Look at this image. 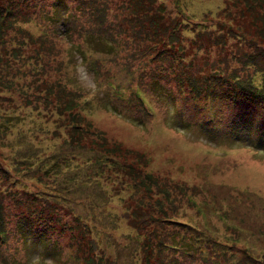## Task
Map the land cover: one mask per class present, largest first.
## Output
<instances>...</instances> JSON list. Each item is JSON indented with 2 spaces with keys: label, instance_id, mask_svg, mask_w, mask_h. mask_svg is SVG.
<instances>
[{
  "label": "trees",
  "instance_id": "16d2710c",
  "mask_svg": "<svg viewBox=\"0 0 264 264\" xmlns=\"http://www.w3.org/2000/svg\"><path fill=\"white\" fill-rule=\"evenodd\" d=\"M50 2L0 1V94L7 101L12 100L11 94H15L19 88L13 81V72L28 75V62L37 63L33 69H42L43 76L49 79L42 93V98L48 103L44 111L52 115V106L56 107L57 102L68 118L67 130L72 132L68 142L75 144L82 137H87L91 139L97 153L94 159L86 161L89 164L86 166L87 171L92 174L85 173L83 180L80 179V169L67 172V176L61 178L59 175L63 164L66 167L69 165L67 159L62 164L57 154L40 159L37 165L39 181L53 193L62 188L67 192L70 189L74 191V186L87 180V183L94 181L92 183L95 186H102L105 192L111 190L117 195L127 194V197H123L127 209L124 215L129 218L132 229L141 239L137 252L140 264H264V241L257 244L251 239L255 235L259 239L263 238L264 228L255 227L248 221H236L227 211L212 210L207 203L218 202L216 196L220 194L216 190L225 186L229 187L227 192L234 197L236 204L244 205L250 213H258L264 211V192L230 185L229 181L223 182V175H220L219 181L202 180L203 184L191 185L184 180H176L172 175L167 177L153 171V164L158 162V156L166 148L161 146L162 140L172 137L165 134L164 129L174 128L168 126L164 118L161 124L156 123V116L150 115V105L146 100L151 99L158 106L150 89L138 82L134 86L133 97L129 98L120 80L109 70H104L101 60L94 58L95 55H104L103 61H108V58L116 61L121 58L123 51L133 47V52L127 55L130 62L136 60L133 54L148 58L146 62L151 63L154 85L160 86V83L168 81L175 83L178 88L177 101L194 106L191 114L186 113V109L179 110L180 118H188L185 119V126L192 128V122L199 121L203 123L204 133L211 137H214L211 131H219L226 137L231 135L236 142H243L234 148L223 144L217 148L198 144L195 151L203 154V160L210 161L206 172L213 178L215 172H220L221 161L235 159L245 153L255 159L258 154L264 153V0H233V3L230 2L231 8H228L229 1H226L225 7L216 16L209 17L206 13L201 16V21H194L199 31L190 43L200 54L203 52L197 60L185 56L186 50L182 44L184 33L178 29L176 22L172 19V24L167 26L159 17L164 12L151 13L156 0ZM57 2L63 3L68 9L57 19L62 18L63 24L67 26L63 34L72 39L74 35H79L88 45L78 46L73 39L74 43L67 47V57L73 53L70 52L73 46L84 59L90 60L89 65L94 66L98 78L106 80L105 86L115 100L114 105L132 116L133 108L136 109L134 111L138 114L139 123L148 133L155 132L157 137L147 138L144 149L126 148L119 141L110 140L106 132L84 113H87L85 108L90 95L74 88L70 80L65 78L69 87L60 79V73H56L55 80L50 79L55 68L61 64L62 73L68 64V60L58 58V43L63 34L58 33V21L52 19L50 11L51 7H58ZM70 2L75 4L73 11L68 5ZM179 5L176 7L181 9ZM109 10L113 13L112 20L108 17ZM78 12L87 14L89 23L80 18ZM36 17L48 19L37 32L19 27L18 24L30 23ZM94 41L104 43L98 42L99 47L96 48ZM121 64L124 68V62ZM227 115H230L228 119ZM191 117L198 119L191 121ZM12 119L16 121L17 117L0 115V141L4 135L6 138L8 132L5 131L12 126ZM238 133H242V136L234 135ZM76 145L79 148L86 146L81 143ZM185 150L191 152L194 147L181 148V151ZM34 157L21 154L20 158L24 161L16 162V166H34ZM179 168L180 165H175L176 170ZM0 169L9 174L6 172L8 167L1 162ZM35 187L32 185L31 189ZM0 189L10 192L9 187L4 189L0 185ZM3 200L0 194V257L5 258L10 253L5 239L22 234L13 223L8 225L4 221L6 211ZM11 203L14 207L13 218L19 222L26 235L34 229L35 236L49 240L55 228L70 230L78 227L77 224L71 228L66 223V214L60 213L47 191L38 196L27 195L26 191L11 200ZM184 205L194 209L195 218L183 220L180 217ZM70 211L74 214V211ZM75 219L77 222L73 226L78 223L80 216ZM234 244L241 246L237 247L238 252L244 255L241 260L232 262V254L228 252L236 250L235 246L230 248Z\"/></svg>",
  "mask_w": 264,
  "mask_h": 264
},
{
  "label": "rangeland",
  "instance_id": "374dc122",
  "mask_svg": "<svg viewBox=\"0 0 264 264\" xmlns=\"http://www.w3.org/2000/svg\"><path fill=\"white\" fill-rule=\"evenodd\" d=\"M175 1L177 0H156L151 13L164 12L159 17L167 26L172 24L173 19L179 26L178 29L184 33L182 44L186 50L187 59H200L203 52L200 54V51L195 50L190 43L199 31L194 21H201V16L206 13L209 17L216 16L225 7L226 1H229L228 8H231L230 2L233 3V0H178V3ZM180 1L181 6L179 5ZM50 3L53 4L54 0H51ZM57 4L58 7L50 8L54 20L62 17L65 10H68L62 5L63 3L57 2ZM68 5L73 11L74 2H70ZM177 5L181 9H178ZM114 10L115 8H113ZM225 14L228 15L229 12H225ZM78 16L86 22L88 21L87 14L78 12ZM108 17L112 20V10L108 11ZM46 21L48 22L47 18L36 17L30 23L18 25L23 30L37 32L41 28L40 26L47 23ZM57 21V31L63 34V30L67 29V26L63 24L62 18ZM73 39L78 46H88L83 37L79 35H74ZM73 39L66 38L65 34L60 36L58 58H61L62 61L68 60V64L62 73L61 64L60 67L55 68L50 74V79L55 80L56 73H60V79L69 87L72 85L90 95L89 97L93 101L88 102L85 108L87 113H84L89 115V118L102 131L106 132L110 140L119 141L126 148L144 149V142L147 138H157L155 132L148 133V130L139 123L138 114L134 111L136 109L132 110V116L127 114L124 109H119L114 105L115 100L110 96L109 88L105 86L106 80L98 78L96 71L93 70L94 66L92 65V68L89 63H86L73 46L70 49V52L73 53L67 57V47L74 43ZM98 42L94 41L96 48L99 47V43H104ZM87 43H90V40H87ZM130 52H133V47L123 51V57L121 55V58L116 61L111 58H108V61H103L106 57L104 55H95L94 58L101 60L104 70H109L110 74L120 80L126 89L125 93L130 96L129 98L133 97L134 86L138 82L150 89L159 106L156 108L155 122L161 124V120L164 118L168 126L174 128V130L164 129L165 134H170L172 137L162 140L161 146L166 148L161 156H158V162L153 164L151 169L167 177L172 175L176 180H184L191 185L203 184L202 180L219 181L220 175H223L224 177L221 178L223 182L224 180L229 181L230 185L249 187L254 191L264 192V156L261 155L264 153L258 154L255 159L248 157L245 153L235 159L221 161L218 170L220 172H215L213 178L208 176L206 170L210 161L205 159L204 161L203 154L196 153L195 149L198 144L211 145L216 148L220 147L219 144H223L234 148L243 142L232 140L228 133V137L224 135L222 139H219L220 137L211 139L196 128V122H192V128L185 126V119L188 118H180L179 110L183 108L187 110L186 113L191 114L194 112V106L190 103L181 104L177 101L178 88L175 83L168 81L160 83V86H155L151 63L146 62L148 58L133 54L136 60L130 62L127 58ZM122 62H124V68ZM28 63L30 67L28 75L13 72V81L18 84L19 88L15 94H11L12 100L7 101V98L4 99L3 94H0V115L17 117L16 121L12 119V126L5 131L8 132L6 138L4 135L0 141V162L8 167L6 172L9 173L6 174L3 169H0V185L4 189L8 187L10 189V192L0 189V194L4 198L3 207L6 211L4 221L8 225L13 223L16 230L22 234L5 239L10 253L5 258L0 257V264H138L140 257L137 256V252L140 250L141 239L132 229L129 218L124 215L127 209L123 197H127V194L117 195L111 190L105 192L102 186H95L94 181L87 183L89 182L87 180L74 186V191L70 189L67 192L62 188L57 193H53L39 181L37 165L40 159L57 154L62 164L67 159L69 165L66 167V164H63L59 176L64 178L67 176L65 173L80 169V179L83 180L87 173L92 174L91 171H87L86 166L89 164L86 161L94 159L97 152L94 151L95 147L92 145L91 139L87 137H82V140L75 144L68 142L67 139L72 132L70 130L68 132L66 125L68 118L64 116L62 108L58 106L57 102H55L56 107L52 106V115L46 114L44 107L48 106V103L42 98L44 96L42 93L46 89L45 82L49 79L43 76L42 69H33V65L36 67L37 63L33 61ZM118 63L120 64L118 65ZM54 65L57 66L56 63ZM17 75L18 77L14 79ZM65 78L69 79L72 84L69 85ZM159 80L163 81L160 78ZM41 109L43 111H40ZM229 116L227 115L226 119ZM197 119L191 117V121ZM234 135L242 136V133ZM79 143L86 146L79 148L76 145ZM185 146H193L194 150L191 152L181 151V148H185ZM21 154L23 156L35 155L34 166L27 164L23 167L16 166V162L24 161L20 158ZM175 165H180V168L176 170ZM32 185L37 187L31 189ZM228 189L229 187L225 186H222V189H217L216 192L220 195L216 196V201L218 199L219 201L207 202L209 207L212 210L227 211L230 217L236 221H248L255 227L264 228V211L250 213L244 205L236 204L234 197L227 192ZM26 191L27 195L32 196H38L41 192L47 191L52 203L59 207L60 213L66 214V223L70 224L71 228L77 224L78 227L70 230L55 228L49 240L35 236L34 229L31 230L32 233L28 232L26 235L25 232L24 234L19 222L13 218L14 207L11 206L13 204L11 200ZM8 194H11V197H8ZM70 210L74 211V214H71ZM67 212L69 213L67 214ZM76 216H80V219L73 226L72 224L77 222ZM180 217L183 220L193 219L195 211L184 205L180 211ZM183 220L181 221L183 222ZM251 239L257 244H260L259 241H264V237L259 239L256 235ZM93 241H95L94 244H92ZM234 246L236 250L228 252L232 254L230 258L232 262L241 260L244 255L238 252L237 247L241 246L234 244L230 245V248ZM224 264H230V262Z\"/></svg>",
  "mask_w": 264,
  "mask_h": 264
},
{
  "label": "bare ground",
  "instance_id": "6f19581e",
  "mask_svg": "<svg viewBox=\"0 0 264 264\" xmlns=\"http://www.w3.org/2000/svg\"><path fill=\"white\" fill-rule=\"evenodd\" d=\"M133 110H134V108H133Z\"/></svg>",
  "mask_w": 264,
  "mask_h": 264
}]
</instances>
